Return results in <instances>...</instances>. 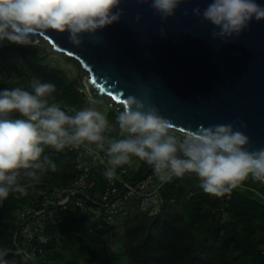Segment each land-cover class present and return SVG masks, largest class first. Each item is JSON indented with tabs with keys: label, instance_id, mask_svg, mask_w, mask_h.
<instances>
[{
	"label": "trees",
	"instance_id": "16d2710c",
	"mask_svg": "<svg viewBox=\"0 0 264 264\" xmlns=\"http://www.w3.org/2000/svg\"><path fill=\"white\" fill-rule=\"evenodd\" d=\"M34 78L55 85L49 103H56L66 114L92 106L87 93L51 63L38 45L0 42V90L20 87L32 91ZM121 110L110 108L106 113L109 127L104 135L108 139L123 138L116 120ZM9 118L22 117L12 113ZM45 156L57 165V171L49 169L26 196L12 193L0 205V248L10 249L6 259L12 264H25L23 252L32 256L27 264H264V182L249 177L230 193L217 197L203 191L194 173L173 176L159 190L163 200L160 210L153 215L142 210L130 217L121 235L108 222V208L97 197L112 182L123 189L114 178L105 177L107 166L94 163L83 189L86 195L76 193L56 208L58 202L46 204L47 200L63 190L67 198L76 188L80 172L72 164V155L63 150L45 146L41 159ZM135 158L117 167L116 175L121 176ZM140 161L142 168L123 175L126 180H142L149 164ZM135 198L123 194L115 216L129 215ZM42 209H47L45 221L36 216L20 228ZM28 227L39 228L32 240L24 233ZM72 241L77 249L67 251L64 244ZM18 249L23 250L20 255H16Z\"/></svg>",
	"mask_w": 264,
	"mask_h": 264
},
{
	"label": "clouds",
	"instance_id": "9594fccd",
	"mask_svg": "<svg viewBox=\"0 0 264 264\" xmlns=\"http://www.w3.org/2000/svg\"><path fill=\"white\" fill-rule=\"evenodd\" d=\"M140 3H150L154 14L166 20L184 0ZM120 4L121 0H0V42L27 45L33 36L53 30L68 33L69 42L80 46L83 34L94 35L120 21L124 14ZM192 13L214 26L213 39L227 43L251 21L264 20V5L256 0H211L203 11L197 7ZM140 19L138 15L137 22ZM160 33L166 35L163 28ZM31 89L0 90V201L12 193L26 196L43 173L57 171L48 157L41 159L45 146L61 151L94 145L107 156L104 175L109 180L116 176L117 167L137 157L153 167L160 181L194 173L203 191L217 197L230 193L249 177L264 182V148L248 150L249 137L231 124L201 125L177 135L155 106L146 108L129 95L116 117L123 138L108 139L104 135L109 127L105 113L89 106L69 115L56 103H49L56 91L53 83L34 78ZM12 113L22 118H9ZM100 163L105 160L100 158ZM22 252L18 249L16 255ZM9 253L10 249L0 248V264H12L6 259ZM31 258L23 252L25 264Z\"/></svg>",
	"mask_w": 264,
	"mask_h": 264
},
{
	"label": "water",
	"instance_id": "95a60500",
	"mask_svg": "<svg viewBox=\"0 0 264 264\" xmlns=\"http://www.w3.org/2000/svg\"><path fill=\"white\" fill-rule=\"evenodd\" d=\"M256 2L264 5V0ZM209 3L184 0L172 17L162 20L150 3L121 0L120 21L94 35L83 34L80 46L69 42L68 33L53 30L33 36L29 44L42 37L55 51L79 61L88 73L87 95L95 102L122 104L132 95L146 108L155 106L176 130L231 124L249 137L248 150L264 148V20L251 21L225 43L212 38L213 25L192 13ZM152 169L149 165L142 180Z\"/></svg>",
	"mask_w": 264,
	"mask_h": 264
},
{
	"label": "built area",
	"instance_id": "2783aa9c",
	"mask_svg": "<svg viewBox=\"0 0 264 264\" xmlns=\"http://www.w3.org/2000/svg\"><path fill=\"white\" fill-rule=\"evenodd\" d=\"M109 106L111 109H116V110H119L122 108V104L116 103L112 99L109 100ZM72 113L74 114L75 111L73 110ZM174 131H175V134L177 135L184 133L176 129H174ZM63 151L72 155V164L74 168L80 172V176L78 180L75 182L76 188L71 190L70 192L76 191V193H81L85 195V192L83 189L87 186V179L92 171V165L96 162H100V158H103L105 160L104 164L107 166L104 152L97 150L94 146H90L89 148V147H86L85 145H81L79 148L66 147L65 149H63ZM85 158L90 159L89 165L85 164V161H84ZM124 172L125 171H123V174ZM114 180L119 182L122 185L123 189L120 191V188L114 182H112L109 188L107 189V191L104 194L100 195V198L102 200L101 202L104 203L105 205L106 204L108 205L107 206L108 212H113L114 210H116L117 207L121 206V202H122L121 196L123 194H125L126 197H131V198L137 197V196L142 197L144 200L143 210L149 211L151 215L156 214L160 210L163 200H162V197L160 196L159 190L161 186L167 181H163V182L160 181L159 178L155 174L149 175L147 178L137 183H133L129 180H126L125 178L121 180L120 175H116L114 177ZM59 193H62L63 195L66 193V191L65 190L61 192L57 191L53 195H57ZM117 200H119L118 204L116 203ZM64 201H66V198L60 201L59 203L64 202ZM46 210L47 209L39 210L35 212L33 216L34 217L41 216L42 220L45 221L46 218L43 217V214L45 213ZM38 231H39V228L32 229L28 227L27 229H25L24 233L28 240H32L35 238L36 232Z\"/></svg>",
	"mask_w": 264,
	"mask_h": 264
},
{
	"label": "rangeland",
	"instance_id": "374dc122",
	"mask_svg": "<svg viewBox=\"0 0 264 264\" xmlns=\"http://www.w3.org/2000/svg\"><path fill=\"white\" fill-rule=\"evenodd\" d=\"M32 45H38V47H40L41 53L47 55L48 60L51 63H53L54 65H56L60 69H62L68 75V77L71 79V81H73L75 83V85L78 87V89L81 92L87 93V87L85 85V79L88 76V74L82 69L81 64L76 59L71 58L65 54H62V53L55 51L53 46L42 37H39L38 42H36L35 44H32ZM90 101L92 103L91 107H94L96 110L101 111L105 114L110 109L109 102L108 103L95 102L91 99H90ZM92 146H94V145H92ZM84 161L89 162L90 159L85 158ZM97 163H99V162H96L95 164H97ZM124 168L126 171L124 172V174H122L120 176L121 180L124 178L125 175H128L130 170L139 171L142 168V163H141L139 158H135L132 160V162L128 168L127 167H124ZM97 197H98L99 201H102L100 198V194H98ZM63 199H65L64 196L62 195V193H59L57 195H53L50 199L47 200L46 203L47 204H53L56 202L59 203ZM116 203L118 204L119 200H117ZM143 203H144L143 198L140 196H137V198H135L133 201V207H132L129 215L124 214V215H120L118 217L115 216L116 211L119 210L121 206L117 207L116 210H114L113 212H107L108 222L111 225H113L115 227V229L121 235H124V233H125L124 232V224H125L126 220L129 219L130 217H133L134 215L139 214L144 209ZM107 206L108 205L106 204L105 207H107ZM64 245H65L64 247L67 251H70L72 249H77V246L75 245V243L73 241L68 242ZM84 263H85V261L82 262V264H84ZM119 264H124V263H119Z\"/></svg>",
	"mask_w": 264,
	"mask_h": 264
},
{
	"label": "snow or ice",
	"instance_id": "6c2138e0",
	"mask_svg": "<svg viewBox=\"0 0 264 264\" xmlns=\"http://www.w3.org/2000/svg\"><path fill=\"white\" fill-rule=\"evenodd\" d=\"M93 83H96V81L94 80ZM113 99H116L115 97H112Z\"/></svg>",
	"mask_w": 264,
	"mask_h": 264
},
{
	"label": "bare ground",
	"instance_id": "6f19581e",
	"mask_svg": "<svg viewBox=\"0 0 264 264\" xmlns=\"http://www.w3.org/2000/svg\"><path fill=\"white\" fill-rule=\"evenodd\" d=\"M79 62V61H78ZM83 69V68H82ZM86 73H87V71L85 70V69H83ZM88 74V73H87Z\"/></svg>",
	"mask_w": 264,
	"mask_h": 264
}]
</instances>
